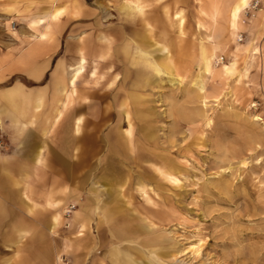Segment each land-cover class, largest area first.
I'll use <instances>...</instances> for the list:
<instances>
[{"label": "rangeland", "instance_id": "rangeland-1", "mask_svg": "<svg viewBox=\"0 0 264 264\" xmlns=\"http://www.w3.org/2000/svg\"><path fill=\"white\" fill-rule=\"evenodd\" d=\"M145 1L118 38V8L136 0H0V175L24 141L41 147L44 168L32 174V232L20 250L0 247L1 262L264 264V57L245 29L264 0H250L234 36L226 9L235 0ZM58 8V31L39 38ZM80 49L77 93L54 122L60 76L70 79ZM202 50L215 55L211 73ZM14 88L29 100L8 102ZM65 139L78 150L73 164L59 154ZM43 192L59 208L41 209Z\"/></svg>", "mask_w": 264, "mask_h": 264}, {"label": "crops", "instance_id": "crops-1", "mask_svg": "<svg viewBox=\"0 0 264 264\" xmlns=\"http://www.w3.org/2000/svg\"><path fill=\"white\" fill-rule=\"evenodd\" d=\"M241 1L242 0H235L234 3L231 4L226 9V22L228 23L227 26H228L229 34L232 36H234L239 30H242L245 27L241 20L240 14H243L244 12L242 11H244V9L250 5V0H245L246 5L241 7L239 10L240 27L243 26V28L239 30H233L229 22L230 10L240 5L242 3ZM145 3H146L145 0L144 1L136 0L135 3L130 2V4L129 3L120 4L118 8V11H120L119 18L117 19L118 25L113 28L118 38H125L126 28L131 27L137 21L136 20L137 14H135V12L141 13L143 11V8L145 7ZM261 10L262 9H259L258 11H261ZM219 12H220L219 6L217 3H215L213 11L210 14V17L213 23L212 26L213 25L216 26L217 17L219 15ZM58 23L55 26H57ZM248 23L249 24L245 28L246 38H251L253 42L252 44V50L254 52L253 55L255 56L256 53L259 52V55L261 57H264V11L260 13L259 16L249 20ZM56 31H58L57 28L55 29V32ZM102 38H110V37L102 36ZM208 38H212V37L208 36ZM214 46H215L214 51L216 52L218 45L215 44ZM79 52H80V57L78 61V66L74 68V71L71 74L70 79L65 80L66 78H64L63 75L62 77L60 76V83H61L60 86L61 85L63 86L61 104L57 108V109H61V112H62L60 118H62L63 112L68 109V107L72 103V100L74 99V96L76 95L77 91L75 88V83H76L78 76L84 70L83 68H84V63L86 62L85 61L86 59H85V56L82 55L83 52L81 49ZM106 54H107L106 52H100L99 58L105 57ZM66 92H70L72 93V95L67 97ZM57 109L55 110L56 114H57ZM18 113L20 112L18 111ZM56 114H55L54 122H57L60 119V118L56 119ZM70 122L71 121L69 120V125L66 128L67 130H69L71 127ZM80 122H81V119L79 117L75 119L73 131L74 130L76 131V125L78 124L79 126ZM27 123H31V121L28 120V122L26 123L20 122V127H23V125ZM68 140L65 139V142L62 143V148L61 150H59L60 152L59 154L64 155L67 161H68V158L71 159V164H73L74 155L78 153V150L75 146H69ZM23 145L24 146L22 148V152L21 153L19 152V155L21 156H18L17 158L16 157L9 158L7 160V174H5V176L0 175V184H2L3 187H5V184H7L6 191L8 192L7 193L5 190H3L4 188L0 189V247L3 246L5 250H8V251L20 250L19 247L21 245L20 244L21 238L26 239L28 235H30L32 232V214H31L32 204H33L32 196L35 197L38 195L36 193L37 189L33 188L32 174H33V169L38 170L40 172L44 169L43 166L39 163V155L41 154V150H42L41 147H35L33 150L31 145L27 141H24ZM87 153L90 154V151H88ZM50 154H51L50 155L51 158L49 159V164L47 166L50 169L56 170V166L54 165L56 158L52 157V155L55 153L50 152ZM25 196H28L29 198H26ZM49 196L51 197L52 202L55 203L59 201L57 199H54V196L51 193H49L48 195V193L46 194L43 192V193H40L38 197L40 200L39 202H45L46 198ZM48 207L50 206L45 205V208H41V209L49 210ZM82 210L84 211L85 216H87L88 218H91V196H88L86 198L85 203L82 205ZM25 243H26V240L23 242V244L25 245ZM14 261L7 260V262H9L10 264H18L17 262H14ZM30 261L31 260H29V262ZM7 262L5 261L1 262L0 260V264H9ZM27 262H24L23 264H28Z\"/></svg>", "mask_w": 264, "mask_h": 264}, {"label": "bare ground", "instance_id": "bare-ground-1", "mask_svg": "<svg viewBox=\"0 0 264 264\" xmlns=\"http://www.w3.org/2000/svg\"><path fill=\"white\" fill-rule=\"evenodd\" d=\"M142 1V0H141ZM144 1V0H143ZM242 3L240 4V5H238V6H236V7H234L233 9H231L230 10V12H229V22H230V25L232 26V28H233V30H238L239 29V27H240V16H239V10H240V8L241 7H243V6H245L246 5V3H245V0H242L241 1ZM135 3V2H134ZM141 5H142V3H141ZM74 9V13H76V10H78L77 8H73ZM63 10V8H58V9H55L54 10V12L53 13H51V15H50V18H51V21H52V23H53V25L52 26H50V24H49V28H51L50 30H46V31H44V32H41L40 34H39V38H47L48 36H50V35H53V33H54V27H55V25L60 21V19H61V17L63 16V13H64V11H62ZM70 12H71V10H70ZM73 12H71L70 13V15L72 14ZM78 13V12H77ZM214 14H216V13H214ZM241 15V14H240ZM49 18V19H50ZM40 23H43V21L42 20H40L39 21ZM213 24V23H212ZM54 26V27H53ZM214 26V25H213ZM57 27V26H56ZM56 27H55V29H56ZM235 51V50H234ZM83 55V54H82ZM215 55L213 54V53H208V52H206L205 50H202L201 51V68H202V70H203V72H213V63H212V59H213V57H214ZM229 56H231V57H233V58H235L236 57V54H235V52H233V51H231V53H230V55ZM171 57V56H170ZM81 60V59H80ZM83 60V59H82ZM230 61V60H229ZM232 61V60H231ZM244 66H245V64H244ZM153 67V66H152ZM221 69H223V71H228V66L227 65H223L222 67H221ZM79 73V72H78ZM81 73V72H80ZM77 76V75H76ZM76 79V78H75ZM74 83V82H73ZM72 85V84H71ZM203 87V85L201 84V82H200V85H199V88H202ZM72 95V93H70V92H66V96L67 97H69V96H71ZM73 97V96H72ZM18 99V98H20V100H22V101H28L29 99H28V97L27 96H25L22 92H20V90H18L17 88L15 89H12L11 91H9L8 93H7V95H6V100L7 101H9V102H12L13 100H15V99ZM73 101V100H72ZM26 110L27 109H24V108H21L20 107V114H22L23 116H25L26 115ZM61 109H57V114H56V119H59L60 118V116H61ZM25 127H27V124H24L23 125V127H22V129L23 128H25ZM79 126H78V124L76 125V131L78 132L79 131ZM23 131V130H22ZM155 169H157V168H155ZM157 171L161 174V175H164V176H166L168 179H174L173 177H172V175H170V174H166V173H164V172H162V170H160V169H157ZM166 178V179H167ZM24 195V194H23ZM51 196V195H50ZM47 197L46 198V201H45V204L46 205H49V206H51V205H54L53 207H58V204H57V202L56 203H54V202H52V199H51V197ZM26 198H29L28 196H25ZM148 199H149V196H148ZM52 207V206H51ZM52 207V208H53ZM59 208V207H58ZM60 219H61V212H55L53 215H52V217H51V222H50V231L51 232H53L54 230H55V228L60 224ZM10 264V263H9Z\"/></svg>", "mask_w": 264, "mask_h": 264}, {"label": "built area", "instance_id": "built-area-1", "mask_svg": "<svg viewBox=\"0 0 264 264\" xmlns=\"http://www.w3.org/2000/svg\"><path fill=\"white\" fill-rule=\"evenodd\" d=\"M257 5H258V1H255L250 7L251 9L254 10L257 7ZM239 38H242V35H239ZM220 60H223V57H221Z\"/></svg>", "mask_w": 264, "mask_h": 264}]
</instances>
